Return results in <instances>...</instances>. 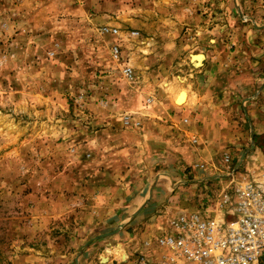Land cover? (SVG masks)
<instances>
[{"label": "rangeland", "instance_id": "374dc122", "mask_svg": "<svg viewBox=\"0 0 264 264\" xmlns=\"http://www.w3.org/2000/svg\"><path fill=\"white\" fill-rule=\"evenodd\" d=\"M156 1L0 0V264H79L75 240L114 231L105 214L117 208L141 155L110 149L132 140L120 142L91 106L107 112L111 86H127L110 56L114 44L124 54L140 47L130 34L141 32L127 24L147 12L149 23L174 13L153 9ZM238 6L235 16L246 22ZM104 26L118 35H101ZM239 172L264 189V135L244 149ZM147 242L157 258L156 239Z\"/></svg>", "mask_w": 264, "mask_h": 264}, {"label": "crops", "instance_id": "0c3cea01", "mask_svg": "<svg viewBox=\"0 0 264 264\" xmlns=\"http://www.w3.org/2000/svg\"><path fill=\"white\" fill-rule=\"evenodd\" d=\"M237 5L246 22L235 16ZM152 8L174 13L149 23L147 12L141 23L127 24L128 32H141L130 38L140 47L122 52L119 66L130 65L136 82L121 92L111 86L107 112L91 106L120 142L132 140L110 149L141 155L117 208L105 214L106 230L124 227L91 244L82 234L72 244L79 264H134L128 255L143 252L173 217L202 210L225 183L223 155L230 154L232 169L240 167L253 136L264 135V0H158ZM195 55L203 58L198 64ZM124 116L138 127H125ZM40 263L24 257L15 264Z\"/></svg>", "mask_w": 264, "mask_h": 264}, {"label": "built area", "instance_id": "2783aa9c", "mask_svg": "<svg viewBox=\"0 0 264 264\" xmlns=\"http://www.w3.org/2000/svg\"><path fill=\"white\" fill-rule=\"evenodd\" d=\"M100 33L116 37L119 32L104 26ZM130 37L138 38L139 34L132 32ZM110 56L113 62L121 63L118 44L111 46ZM121 75L128 84L137 80L128 64L122 67ZM123 124L131 129L139 125L128 116L123 117ZM230 157L223 155L225 165L230 164ZM238 168H228L225 183L210 192L202 210L170 219L168 230L156 238L157 258L146 253L150 246L146 242L144 253L140 251L134 264H264V189L238 173Z\"/></svg>", "mask_w": 264, "mask_h": 264}, {"label": "water", "instance_id": "95a60500", "mask_svg": "<svg viewBox=\"0 0 264 264\" xmlns=\"http://www.w3.org/2000/svg\"><path fill=\"white\" fill-rule=\"evenodd\" d=\"M201 59H202V56L201 55H195V56H192L191 57V61L194 64H198V62ZM251 148H253V146H251ZM123 227H124V225L121 224L114 231L95 237L94 239L91 240L90 243L95 242V241H98V240H101V239H104V238H107V237H110V236H113V235L117 234L119 232V230L122 229Z\"/></svg>", "mask_w": 264, "mask_h": 264}, {"label": "bare ground", "instance_id": "6f19581e", "mask_svg": "<svg viewBox=\"0 0 264 264\" xmlns=\"http://www.w3.org/2000/svg\"><path fill=\"white\" fill-rule=\"evenodd\" d=\"M203 59V58H202ZM177 100V99H176ZM184 102V95H181L177 101V104H181Z\"/></svg>", "mask_w": 264, "mask_h": 264}, {"label": "trees", "instance_id": "16d2710c", "mask_svg": "<svg viewBox=\"0 0 264 264\" xmlns=\"http://www.w3.org/2000/svg\"><path fill=\"white\" fill-rule=\"evenodd\" d=\"M255 138V137H254Z\"/></svg>", "mask_w": 264, "mask_h": 264}]
</instances>
